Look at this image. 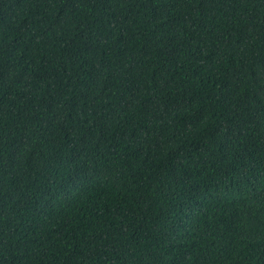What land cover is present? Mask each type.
Instances as JSON below:
<instances>
[{
  "label": "trees",
  "instance_id": "obj_1",
  "mask_svg": "<svg viewBox=\"0 0 264 264\" xmlns=\"http://www.w3.org/2000/svg\"><path fill=\"white\" fill-rule=\"evenodd\" d=\"M0 264H264V0H0Z\"/></svg>",
  "mask_w": 264,
  "mask_h": 264
}]
</instances>
